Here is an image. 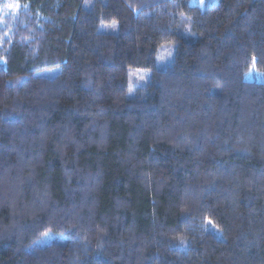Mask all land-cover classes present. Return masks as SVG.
<instances>
[{
	"label": "trees",
	"instance_id": "obj_1",
	"mask_svg": "<svg viewBox=\"0 0 264 264\" xmlns=\"http://www.w3.org/2000/svg\"><path fill=\"white\" fill-rule=\"evenodd\" d=\"M9 1L0 264H264V0Z\"/></svg>",
	"mask_w": 264,
	"mask_h": 264
},
{
	"label": "rangeland",
	"instance_id": "obj_2",
	"mask_svg": "<svg viewBox=\"0 0 264 264\" xmlns=\"http://www.w3.org/2000/svg\"><path fill=\"white\" fill-rule=\"evenodd\" d=\"M106 1V0H102ZM203 0H198L199 3H202ZM92 4V0H85L84 5L85 7H90ZM15 8L14 2L9 1L7 4L3 6V9L5 11L12 10ZM116 28V24L113 22L111 24H102L101 30L102 31H114ZM175 51V45H165L159 48L157 55H156V61L155 65L156 68L159 70H162L166 68L167 65L170 64V62L173 59ZM55 69L50 71H45L44 74L48 76H53L55 74ZM151 70L150 69H139V68H132L129 70V83H128V90L129 93L134 92V90L140 86L142 83H144L150 76ZM53 234L47 233L43 236V238L40 240L42 243H47L53 238Z\"/></svg>",
	"mask_w": 264,
	"mask_h": 264
}]
</instances>
